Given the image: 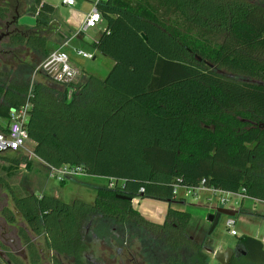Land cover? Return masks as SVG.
Segmentation results:
<instances>
[{
  "label": "trees",
  "instance_id": "16d2710c",
  "mask_svg": "<svg viewBox=\"0 0 264 264\" xmlns=\"http://www.w3.org/2000/svg\"><path fill=\"white\" fill-rule=\"evenodd\" d=\"M98 9L106 28L92 47L114 62L106 79L86 76L71 101L66 87L38 82L30 94L29 82L0 83V127L30 100L27 130L38 159L122 182L98 188L94 204L66 203L48 195L18 197L0 175V189L9 191L30 230L78 264L90 219L155 225L118 198L123 192L166 202L169 215L184 225L191 214L172 207L179 201L177 185H205L264 201V11L238 13L248 20L233 24L232 45L210 56L225 72H204L177 42L176 25L159 22L160 9L165 14L171 9L152 8V18L145 0H104ZM33 11L38 32L26 40L14 37L11 45L24 44L46 58L57 8L37 0ZM9 14L8 6H0V23ZM22 158L0 156V162L17 168L24 161L30 169L34 162ZM4 215L16 221L11 209ZM30 252L36 256L33 244ZM55 264L62 262L56 258Z\"/></svg>",
  "mask_w": 264,
  "mask_h": 264
},
{
  "label": "flooded vegetation",
  "instance_id": "af4514ba",
  "mask_svg": "<svg viewBox=\"0 0 264 264\" xmlns=\"http://www.w3.org/2000/svg\"><path fill=\"white\" fill-rule=\"evenodd\" d=\"M145 5L149 9L148 13L151 18L154 16L152 8L171 9L169 14H165L162 11L163 15L158 17L159 22L167 25H176L177 30H174L175 33L173 34L176 35L177 42L180 44L183 52L190 55L195 67L204 72H225L218 64L216 65L210 60V56L216 51L220 53L223 46L232 45L231 41L236 38L233 24L238 21L245 22L248 20L247 17L238 15V13L249 11L261 16V12L264 11V0H145ZM19 7L20 5L17 7L18 10ZM21 17L17 15L5 22V34H0L1 57H16V53L19 52V50L12 51L3 48L2 42L4 40L8 39L11 41V39L17 36L26 40L38 32L29 26L24 27L20 23ZM250 19L253 20V16H250ZM150 24L166 32V30L157 26V24L153 22H150ZM184 24L187 26L185 27ZM169 36L173 37L172 34ZM216 38L220 39L221 42L213 43V40H216ZM17 46L24 47L26 45ZM122 196L131 198L132 200L123 199L121 198ZM118 198L122 201L130 202L134 211H138L134 206L135 199H149L144 198V196L133 197L129 192L119 194ZM180 202L176 201L172 204L174 210H179L173 205ZM181 203L183 204L184 202ZM6 208L0 207V264H55L56 258L60 259L62 264H78L74 257H65L69 261L66 263L63 261L65 258L50 250L45 236L35 235L30 230L35 236L32 238L28 234L27 228L21 227L20 229L16 225L18 217H15L16 221L14 223H10L4 215ZM15 211L17 215H21L16 209ZM213 213L215 211L211 210L210 214ZM140 214L146 219L145 215ZM260 216L264 218V216ZM21 217L23 218L22 215ZM161 219L162 222L155 223L153 228L148 227V225H136V222H133L136 224H119L102 217L90 219L84 227V247L81 250L80 263L222 264L217 260V255L224 254L228 249H232L223 258L227 264H264V243L262 241L261 244L247 241L244 239V236L233 246L218 248L212 239V235L216 229L211 231L212 223L209 222L210 230L208 231L195 228L191 232L190 223L184 225L180 220L170 216L168 211ZM146 220L149 221L148 218ZM111 222L112 225L110 224ZM126 226H128L129 230L128 235L126 234ZM103 229L109 230V234L103 235L101 233ZM22 230L30 237L31 242H28L24 238ZM39 237L44 238L48 252L45 253L36 244V238ZM30 244L34 245L36 256L31 254ZM91 245H96L95 247H118L116 248L113 260L109 263L103 258V253L98 249L95 250L94 246L93 248L91 247L90 251H87L86 249Z\"/></svg>",
  "mask_w": 264,
  "mask_h": 264
},
{
  "label": "rangeland",
  "instance_id": "374dc122",
  "mask_svg": "<svg viewBox=\"0 0 264 264\" xmlns=\"http://www.w3.org/2000/svg\"><path fill=\"white\" fill-rule=\"evenodd\" d=\"M43 1V0H42ZM46 3L49 4H56L57 0H44ZM18 5H20L19 10L17 9ZM0 6H8L10 10L9 18L7 20H11V17L15 16H22L20 19L21 22H34L32 17H37L35 15L33 8L37 6V0H0ZM148 8V7H147ZM17 9V13H16ZM89 9H92V6H89ZM152 10V9H151ZM90 11V10H89ZM64 18H68L66 13V9L64 8L61 12ZM159 14H162V10L160 9ZM85 15V14H84ZM32 16V17H29ZM64 18H62L58 11L56 15L52 18L51 24V32L49 35V43L48 48L49 51H54L61 46L66 45L63 50L69 54L71 58V62L78 70L81 72L77 76V84L78 87L81 83L86 80V76H95L99 79H106L109 75L110 71L114 67V62L110 58L103 56L99 53L95 48L82 43L77 37L73 40L72 38L75 37L76 30L68 28L67 23L65 22ZM5 20L4 22L0 23V34H5ZM82 16L79 18L78 24H81ZM18 24V23H17ZM174 25V24H173ZM26 25H24L25 27ZM186 27L187 25L184 24ZM35 26L31 27L32 29ZM106 28V23L103 22L101 25H98L96 28L90 29L87 35L93 40H97L100 35L104 32ZM70 41L69 46L68 42ZM193 40V39H192ZM221 42L220 39L216 38L213 40V43ZM24 45V44H23ZM2 47L5 49H10L12 51L19 50L16 53V57H1L0 56V83H11V82H19V83H26L29 82L30 87L32 88L34 84L41 82L45 84H50L51 86L58 85L53 80L49 79L46 74L43 73H36V69L38 66L45 60L39 53L34 52L33 50L29 49L27 46H15L11 45V41L6 39L2 42ZM21 51V52H20ZM78 51H82L85 53H90L96 56L95 59H86L79 55ZM64 86L61 87L59 85V89L63 90ZM72 100V94L70 93L68 96V101ZM34 143L31 142L29 145V149L33 151ZM34 153V152H33ZM1 157H9V158H19L23 159L25 157L23 154L14 153H4L0 155ZM29 159V158H28ZM30 160L38 162L35 156L31 155ZM4 162V165L9 163ZM26 164L24 161L22 162L21 168L18 170V173H14L13 178H11L9 184H13L12 189H14L19 183L22 181L24 182L25 176L22 175H30L35 178H42L43 182L42 185L33 184L34 193L39 194L43 191L46 195L56 197L66 203H72L75 200H81L87 203H94V200L97 195L98 188L102 186H107L109 180L104 177H86V176H79L76 178H69L66 180L65 184L63 185L61 182L56 180L55 178L49 177L48 174L46 175L45 169H42V165L37 163L35 168L32 170H25ZM32 171V172H31ZM3 175L6 174L5 171H2ZM10 176V175H9ZM48 176V177H47ZM24 177V178H23ZM22 182V183H23ZM10 184V186H11ZM19 189V188H18ZM18 197H21L19 194H23V189L15 192ZM200 199L196 200L193 197L186 199V202L183 204L180 202L179 204L173 205L175 208L188 212L191 214V221H190V229L191 232L194 231L195 228L204 229L205 231L210 230V223L208 221L209 214L211 213L212 208L218 204L217 197L209 196V202L206 199V193H199ZM181 201V200H179ZM134 206L136 209L145 215L146 219L153 223H160L164 215L168 211V205L166 202H162L159 200L154 199H135ZM0 207H7L15 212L16 217H18V221L16 225L21 229V227L27 228L28 234L34 238L35 236L30 231L28 225L23 220L21 215H17L15 211V206L12 197L10 196L9 191L0 189ZM227 208H234L233 210L238 211L242 208L243 211H250L256 213V216H264V203L254 201L252 199H232V201L228 204ZM229 218L227 216L222 215L213 235L212 239L216 243L218 248H224L235 245L238 240L244 236L259 238L264 240V218H255L249 219L246 215L239 214L237 217L234 218L235 225L233 227L228 226ZM112 225V222L110 223ZM126 231L128 235V226H126ZM234 230L238 233L237 237L231 235V231ZM103 235L109 234V230H101ZM125 235V236H127ZM38 246L46 252L48 249L45 245L44 238L39 237L36 238ZM119 245V244H117ZM95 250H100L103 253V258L107 260L109 263L113 260V257L116 254V246L115 248L112 247H104L91 245L86 250L90 251L91 247ZM66 263L69 262L66 258L63 259Z\"/></svg>",
  "mask_w": 264,
  "mask_h": 264
},
{
  "label": "built area",
  "instance_id": "2783aa9c",
  "mask_svg": "<svg viewBox=\"0 0 264 264\" xmlns=\"http://www.w3.org/2000/svg\"><path fill=\"white\" fill-rule=\"evenodd\" d=\"M104 0H96L92 5V9L86 14L78 32L75 34V37L78 35H87L90 29L96 28L98 25H101L104 22L103 16L98 9V4ZM61 5L74 8L77 5V0H59ZM66 46V45H64ZM64 46L59 47L52 51L45 60L38 66L36 73L46 74L49 79L53 80L55 83L66 87L67 97L71 93L73 95L76 90L77 76L79 71L74 67L71 62V58L68 53H66L63 48ZM79 55L86 59H95L96 56L90 53H85L78 51ZM32 93V88L30 94ZM30 109L31 103L30 100L21 107L20 109L14 110L10 114V118L6 123H1L0 127V155L4 153H19L23 154L26 158H31V155L35 156L33 151L29 149L31 143L29 139V134L27 130V124L30 118ZM36 157V156H35ZM47 174L49 177L55 178L59 182L66 181L69 178H76L79 176L89 177L81 166L76 165H65L60 168H55L48 165ZM107 186L109 188H116L122 185L121 181L109 179ZM144 192V190H141ZM206 193V199L209 196L217 197L218 204L213 208H227L228 204L232 199H241L245 200L249 197L245 196L243 193H231L217 189L215 187H207L201 185L200 187L193 188L183 185H177L174 188V195L178 200H183L186 202V199L193 197L196 200H199L201 197L199 193ZM252 199V198H251ZM209 202L210 198L207 199ZM256 200V199H253ZM258 202L264 203V201L256 200ZM234 209V208H227ZM228 226L233 227L235 225L234 217H228ZM232 236H238V233L234 230L231 231Z\"/></svg>",
  "mask_w": 264,
  "mask_h": 264
},
{
  "label": "crops",
  "instance_id": "0c3cea01",
  "mask_svg": "<svg viewBox=\"0 0 264 264\" xmlns=\"http://www.w3.org/2000/svg\"><path fill=\"white\" fill-rule=\"evenodd\" d=\"M96 0H77V5L74 7V8H68V7H65V6H63V5H61V3L59 2V0H57V3L56 4H52L54 7H56L57 8V11H58V13H59V15L62 17V18H64L63 16H62V14H61V12H62V10L65 8L66 9V13H67V15H68V18L66 19V18H64V20H65V22L67 23V25H68V28L69 29H71V28H73V29H75L76 30V33L78 32V30H79V28H80V25L82 24V22H83V20H84V17L86 16V14L89 12V6L91 7L93 4H94V2H95ZM43 2H45L44 0H43ZM85 14V15H84ZM82 16V22H81V24L79 23L78 24V21H79V18ZM29 17H32V16H29ZM33 19H34V22H32V23H28V22H21V24L22 25H26V26H29V27H33V26H35L36 25V17H32ZM75 33V34H76ZM88 36V35H87ZM101 36V35H100ZM78 37V36H77ZM89 37V36H88ZM76 37H74V38H72L71 40H73V39H75ZM78 39V38H77ZM99 39V38H98ZM97 39V40H98ZM71 40H69V42H68V45L67 46H69V44H70V41ZM78 40H80V39H78ZM97 40H95V41H97ZM82 43H84V44H87V45H89V46H91L92 47V45H90V44H88L87 42H85L84 40H80ZM64 47H66V46H64ZM75 68H76V66H74ZM77 70H78V68H76ZM79 71V70H78ZM79 73H81L80 71H79ZM84 77H86V75H84ZM37 158V157H36ZM38 159V158H37ZM38 160H40V159H38ZM37 163H40L43 167H42V169L44 168L45 169V172H46V175H47V168H48V165L44 162V161H42V160H40V161H38V162H35V164H33V166L30 168V169H28L26 166H25V170H31L32 168L34 169L35 168V166H36V164ZM21 168V166H19V167H17V168H15V167H12L10 164H7V165H4V162H0V175L2 176V177H4L5 179H7L8 181H10L11 180V178H13V175H15L16 173H18L19 174V169ZM32 169V170H33ZM2 171H5L6 172V174H2L3 172ZM30 172V171H29ZM32 172V171H31ZM15 173V174H14ZM10 175V176H9ZM22 176H25V178L26 179H24V182L22 183H19V185H18V187H17V185H16V187L13 189L15 192L16 191H19V190H21V189H23V192H25V193H23V194H19V195H21V197H24V196H28V195H31V194H35L34 193V188H33V184H38V185H42L43 184V182H40V180L41 181H43L42 180V178L40 179V178H35V177H33V176H30V175H27V174H25V175H22ZM48 177V176H47ZM90 177H96V176H90ZM24 178V177H23ZM11 184V183H10ZM11 187H13V184H11ZM19 188V189H18ZM36 195H38V196H41V195H46L43 191H41L39 194H36ZM247 199H251V198H247ZM253 200V199H252ZM254 201H256V200H254ZM183 202H185V201H183ZM239 214H244V215H246V217H248L249 219L251 218H253V219H255V218H259L258 216H256L257 214L256 213H253V212H250V211H243L242 210V208H240L239 210ZM257 239H259V238H257ZM260 241H262L263 243H264V240H261V239H259Z\"/></svg>",
  "mask_w": 264,
  "mask_h": 264
},
{
  "label": "water",
  "instance_id": "95a60500",
  "mask_svg": "<svg viewBox=\"0 0 264 264\" xmlns=\"http://www.w3.org/2000/svg\"><path fill=\"white\" fill-rule=\"evenodd\" d=\"M143 37L145 40L147 39L145 35H143ZM77 38L80 40H84L85 42H87L90 45L94 44V42H95L90 37H88L87 35H81L80 34V35H78ZM0 40H1V37H0ZM121 198L132 200L131 198H128L126 196H124V197L122 196ZM212 210H214L215 213L210 214L208 217V221L213 224L211 231H213L216 228V226L218 225L219 219L221 218L222 215L227 216V217H236L237 214L239 213V211H236L233 209H227V208H212ZM229 251H232V249H228L227 252L224 254H218L217 260L219 262H221L222 264H227V262L223 258L227 256Z\"/></svg>",
  "mask_w": 264,
  "mask_h": 264
}]
</instances>
